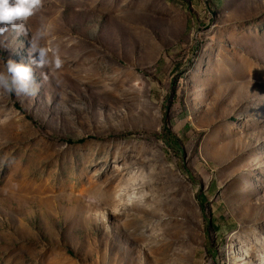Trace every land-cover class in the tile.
Wrapping results in <instances>:
<instances>
[{"label":"rangeland","instance_id":"374dc122","mask_svg":"<svg viewBox=\"0 0 264 264\" xmlns=\"http://www.w3.org/2000/svg\"><path fill=\"white\" fill-rule=\"evenodd\" d=\"M25 27L0 70L38 31L63 63L0 91V264H264V0H43Z\"/></svg>","mask_w":264,"mask_h":264},{"label":"clouds","instance_id":"9594fccd","mask_svg":"<svg viewBox=\"0 0 264 264\" xmlns=\"http://www.w3.org/2000/svg\"><path fill=\"white\" fill-rule=\"evenodd\" d=\"M43 7V0H0V35L9 31L17 36L27 34L25 21L34 16ZM45 33L38 31L30 40V59L28 64L16 63L12 59L4 61L0 70V91L8 95L35 96L38 85L34 81L33 65L44 68L52 65L55 69L62 67L58 49L41 46L39 40ZM35 54V57H32ZM42 79L47 74L41 73ZM3 161H0L2 164Z\"/></svg>","mask_w":264,"mask_h":264},{"label":"trees","instance_id":"16d2710c","mask_svg":"<svg viewBox=\"0 0 264 264\" xmlns=\"http://www.w3.org/2000/svg\"><path fill=\"white\" fill-rule=\"evenodd\" d=\"M165 132V131H164ZM166 133V132H165ZM159 139H161L165 145H168V146H171V147H174L176 149H179L180 148V145H179V141L178 139L174 138L172 140V142H170L167 137L163 136V135H157ZM84 139H79V140H76V141H73V140H65V142H67L68 144H73V143H79V142H83Z\"/></svg>","mask_w":264,"mask_h":264}]
</instances>
